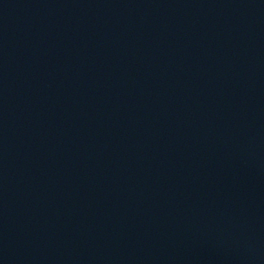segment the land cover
<instances>
[{
  "label": "water",
  "instance_id": "1",
  "mask_svg": "<svg viewBox=\"0 0 264 264\" xmlns=\"http://www.w3.org/2000/svg\"><path fill=\"white\" fill-rule=\"evenodd\" d=\"M0 264H264V239L0 24Z\"/></svg>",
  "mask_w": 264,
  "mask_h": 264
}]
</instances>
